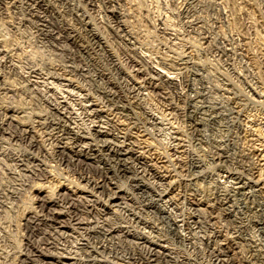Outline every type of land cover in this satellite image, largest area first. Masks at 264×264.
I'll return each mask as SVG.
<instances>
[{"label": "bare ground", "instance_id": "1", "mask_svg": "<svg viewBox=\"0 0 264 264\" xmlns=\"http://www.w3.org/2000/svg\"><path fill=\"white\" fill-rule=\"evenodd\" d=\"M118 2L0 0V264H264L241 222L264 236V148L235 161L209 150L225 185L196 162L177 175L148 140L161 127L143 89L181 97L188 59L138 50ZM171 139L181 154L180 132ZM182 184L198 191L180 200Z\"/></svg>", "mask_w": 264, "mask_h": 264}, {"label": "rangeland", "instance_id": "2", "mask_svg": "<svg viewBox=\"0 0 264 264\" xmlns=\"http://www.w3.org/2000/svg\"><path fill=\"white\" fill-rule=\"evenodd\" d=\"M118 1L120 15L123 14L121 19L138 33V50L148 53L154 63L174 64V67L178 66L182 55L188 59L186 68L177 76L184 87L181 97L171 94L165 99L157 94L155 96L149 89H143V95L147 93V97L143 96L144 105L159 117L162 130L149 127L148 140L158 147L159 154L162 152L161 155L166 156L177 175L191 173L190 163L196 162L204 172L213 173L217 182L227 184L225 178L215 175L217 164L211 161L209 150L220 146L228 158L235 161L240 155H246L250 160L253 156L247 154L249 151L262 152L264 148V24L259 16L262 12L264 15L262 1L200 0L197 3L200 6L189 5L187 0ZM189 19L199 20L208 32L202 33L189 27ZM225 48H228V54L223 52ZM172 102L175 107L169 108L168 103ZM186 105L193 106L197 113L199 111L196 132L190 129L187 113L183 111L182 106ZM175 131L180 132L185 144L183 155L169 148ZM262 171L264 175V169ZM207 180L213 182V179L207 178L201 184L208 185ZM183 185L177 190L180 200L188 189L198 191L192 184H189L190 187ZM253 203L260 204L257 199ZM242 218L245 238L256 240L264 253L262 231L253 226L247 217ZM205 261L201 263L215 264Z\"/></svg>", "mask_w": 264, "mask_h": 264}]
</instances>
